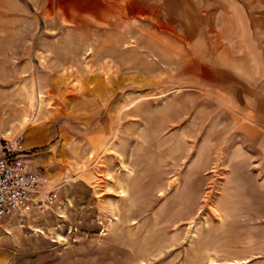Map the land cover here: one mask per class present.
<instances>
[{"label":"rangeland","instance_id":"1","mask_svg":"<svg viewBox=\"0 0 264 264\" xmlns=\"http://www.w3.org/2000/svg\"><path fill=\"white\" fill-rule=\"evenodd\" d=\"M57 2L0 0V134L54 196L0 264H264V3Z\"/></svg>","mask_w":264,"mask_h":264},{"label":"built area","instance_id":"2","mask_svg":"<svg viewBox=\"0 0 264 264\" xmlns=\"http://www.w3.org/2000/svg\"><path fill=\"white\" fill-rule=\"evenodd\" d=\"M26 154L20 137L0 134V224L29 203L53 200Z\"/></svg>","mask_w":264,"mask_h":264},{"label":"crops","instance_id":"3","mask_svg":"<svg viewBox=\"0 0 264 264\" xmlns=\"http://www.w3.org/2000/svg\"><path fill=\"white\" fill-rule=\"evenodd\" d=\"M57 5L61 7L67 15L73 18L79 17L81 19L99 22L111 17L114 12L124 13L125 10L131 6L138 4L144 5V0H57ZM264 3V0H260ZM262 119H257L254 115L256 125L260 129L262 140L264 141V116Z\"/></svg>","mask_w":264,"mask_h":264},{"label":"bare ground","instance_id":"4","mask_svg":"<svg viewBox=\"0 0 264 264\" xmlns=\"http://www.w3.org/2000/svg\"><path fill=\"white\" fill-rule=\"evenodd\" d=\"M91 78H92V77H91ZM57 79H59V78H57ZM87 79H88L87 82H89V81L91 80L90 78H87ZM56 81H57V80L55 79V83H56ZM96 87H98V86H96ZM99 87H101V85H100ZM99 87H98V88H99ZM185 142H187V143L189 142L187 138H186V141H185ZM189 149H190V148H189ZM211 155H212L211 152L207 153V154L204 156V157H205V160H210L209 158L211 157Z\"/></svg>","mask_w":264,"mask_h":264}]
</instances>
